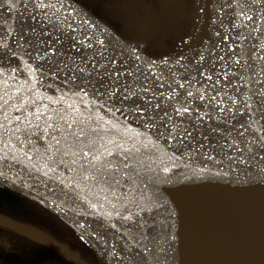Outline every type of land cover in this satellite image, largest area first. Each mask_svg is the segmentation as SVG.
Returning a JSON list of instances; mask_svg holds the SVG:
<instances>
[{
    "label": "water",
    "instance_id": "1",
    "mask_svg": "<svg viewBox=\"0 0 264 264\" xmlns=\"http://www.w3.org/2000/svg\"><path fill=\"white\" fill-rule=\"evenodd\" d=\"M68 18L121 40L73 0H0V181L119 264H264V157Z\"/></svg>",
    "mask_w": 264,
    "mask_h": 264
},
{
    "label": "trees",
    "instance_id": "2",
    "mask_svg": "<svg viewBox=\"0 0 264 264\" xmlns=\"http://www.w3.org/2000/svg\"><path fill=\"white\" fill-rule=\"evenodd\" d=\"M73 1L129 46L154 58L175 56L184 45V39L189 42L198 29L192 28L197 25L199 8L204 2V0ZM189 28L190 31H187ZM204 32L206 33V29L201 33ZM209 33L207 31V34ZM230 47L231 44L228 49ZM0 215L15 218L21 224L39 230L64 245L69 252L79 253L84 258L83 261L85 260L84 264H108L96 246L87 242L55 214L1 181ZM82 258L78 262H72L69 253L48 249L30 237L0 225V264H66V262L82 264L80 262Z\"/></svg>",
    "mask_w": 264,
    "mask_h": 264
},
{
    "label": "rangeland",
    "instance_id": "3",
    "mask_svg": "<svg viewBox=\"0 0 264 264\" xmlns=\"http://www.w3.org/2000/svg\"><path fill=\"white\" fill-rule=\"evenodd\" d=\"M199 11L197 25L192 28L198 29L189 42L184 39L175 56L150 57L123 42L141 53L166 83L181 89L190 101L204 106L219 101L220 107L214 105L219 112L214 110L221 115L232 112L233 107L249 106L264 69V0H204ZM204 29L206 33H201ZM77 254L79 261L82 257ZM100 254L106 263L115 264Z\"/></svg>",
    "mask_w": 264,
    "mask_h": 264
},
{
    "label": "bare ground",
    "instance_id": "4",
    "mask_svg": "<svg viewBox=\"0 0 264 264\" xmlns=\"http://www.w3.org/2000/svg\"><path fill=\"white\" fill-rule=\"evenodd\" d=\"M68 20L73 27L86 34L98 46L121 58L129 60L132 65L136 66L148 77L170 89V91H172L180 100L185 102L191 108L199 112L208 120H213L223 129H226L232 135L231 139L240 143L247 151L259 158L264 157V83L262 84L260 80H257L255 94L249 106L243 108L233 107L232 112L228 111V113L221 115L220 113H217L219 110L217 109L218 106L220 107L222 105L219 101H215L208 106L196 104L190 101L185 95H183L181 89L175 88L174 86L166 83L163 75H160L161 73L152 68L153 65L151 62L146 60L148 63H144V58L141 53H139V55L142 56V59H139L136 54V56H134L131 49L123 41L117 38H114L113 41H108L81 22L74 20L73 18H68ZM258 94H262V100H258V98H256ZM259 160L264 161V159ZM103 253H106V255L109 256V258H111L116 264H119L114 255L106 251Z\"/></svg>",
    "mask_w": 264,
    "mask_h": 264
}]
</instances>
